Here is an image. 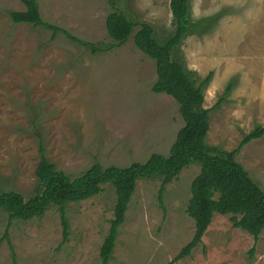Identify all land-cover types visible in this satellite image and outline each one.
Instances as JSON below:
<instances>
[{"label": "rangeland", "instance_id": "rangeland-1", "mask_svg": "<svg viewBox=\"0 0 264 264\" xmlns=\"http://www.w3.org/2000/svg\"><path fill=\"white\" fill-rule=\"evenodd\" d=\"M44 22L86 42L110 43L106 0H37ZM126 14L148 23L164 42L173 32L169 0H125ZM189 34L172 54L199 78L212 73L203 91L209 109V146L231 151L245 133L264 126V0H191ZM20 0H0V192L29 199L36 190L39 144L58 170L78 177L94 163L104 168L167 157L183 126L178 104L155 94V62L131 37L108 53L89 50L47 29L13 24ZM230 85L226 94L225 88ZM222 98V100H220ZM220 101V103H219ZM264 191V136L236 156ZM196 163L161 190L158 177L140 179L107 264H168L192 239L187 214ZM116 194L103 192L65 207L68 238L58 208L40 218L9 220L0 210V264H100ZM215 214L202 242L174 264H264V230L255 242Z\"/></svg>", "mask_w": 264, "mask_h": 264}, {"label": "trees", "instance_id": "trees-1", "mask_svg": "<svg viewBox=\"0 0 264 264\" xmlns=\"http://www.w3.org/2000/svg\"><path fill=\"white\" fill-rule=\"evenodd\" d=\"M20 1L25 9L8 14L13 24H29L47 29L51 32V40L62 34L93 55L111 52L133 37L135 46L155 62L156 81L151 88L152 92L166 94L174 99L178 104L183 126L167 157L152 154L145 162H134L126 167L104 168L99 163H94L75 178L58 170L47 158L40 143L39 161L34 172L37 181L34 194L25 200L22 195L13 191L0 192V210L7 213L9 220L40 218L48 207L54 205L60 212L62 242H65L68 238L66 205L92 198L103 192L105 185H110L116 194V202L113 218L100 248V264H107L112 258L118 231L125 222V214L137 181L158 177L162 180V190L184 167L196 163L200 170L191 183V196L187 206V214L194 221V234L168 264L191 255L192 250L202 242L215 214L231 215L233 226L248 232L256 242L264 230V191L249 176L236 156L249 142L264 136V126L257 125L245 133L237 147L231 151L206 144L210 110L203 107V91L210 82L212 73L199 78L172 57L189 34L202 35V27L207 25L205 22L202 26L192 22L191 0H169L173 32L164 42L156 38L151 25L137 23L126 14L125 0H106L110 7L105 23L110 39L108 44L82 41L66 30L44 22L37 0ZM229 90L230 85L225 88L224 93L227 94Z\"/></svg>", "mask_w": 264, "mask_h": 264}]
</instances>
